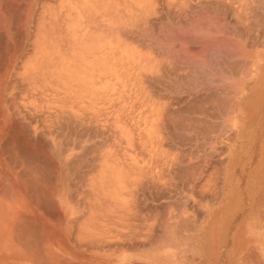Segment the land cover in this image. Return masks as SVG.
Returning a JSON list of instances; mask_svg holds the SVG:
<instances>
[{
  "label": "rangeland",
  "instance_id": "374dc122",
  "mask_svg": "<svg viewBox=\"0 0 264 264\" xmlns=\"http://www.w3.org/2000/svg\"><path fill=\"white\" fill-rule=\"evenodd\" d=\"M246 93L264 0H0V264H259Z\"/></svg>",
  "mask_w": 264,
  "mask_h": 264
},
{
  "label": "crops",
  "instance_id": "0c3cea01",
  "mask_svg": "<svg viewBox=\"0 0 264 264\" xmlns=\"http://www.w3.org/2000/svg\"><path fill=\"white\" fill-rule=\"evenodd\" d=\"M245 96L248 100L252 101L251 102L252 104L259 103V105L264 108V93H248V94L246 93ZM35 221L37 222L36 219ZM257 224L258 225L256 226H252L249 232L250 234L244 235L245 239H243V243H248L250 245L249 251L248 253H246L245 258L246 260H247V257L248 259H256L259 261V264H264V210H262V212L259 214V220L257 221ZM36 235H37V231L35 229L34 243H37ZM39 238H40V243H41V237ZM253 254H254V258H253ZM135 264H139V261H136Z\"/></svg>",
  "mask_w": 264,
  "mask_h": 264
},
{
  "label": "bare ground",
  "instance_id": "6f19581e",
  "mask_svg": "<svg viewBox=\"0 0 264 264\" xmlns=\"http://www.w3.org/2000/svg\"><path fill=\"white\" fill-rule=\"evenodd\" d=\"M95 19V18H94ZM117 19V18H116ZM88 21V20H87ZM104 24V23H103ZM101 25V24H100ZM103 26V25H102ZM109 27V26H108ZM100 28V27H99ZM109 28H111V30H112V27H109ZM92 29V28H91ZM118 30H119V28H118ZM87 31H88V29H87ZM113 33H114V31H113ZM85 37V36H84Z\"/></svg>",
  "mask_w": 264,
  "mask_h": 264
}]
</instances>
